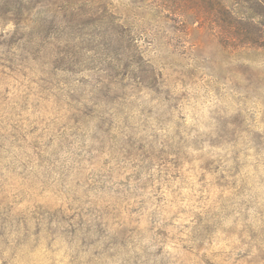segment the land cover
<instances>
[{
  "label": "rangeland",
  "instance_id": "1",
  "mask_svg": "<svg viewBox=\"0 0 264 264\" xmlns=\"http://www.w3.org/2000/svg\"><path fill=\"white\" fill-rule=\"evenodd\" d=\"M209 1L0 0V264H264V0Z\"/></svg>",
  "mask_w": 264,
  "mask_h": 264
},
{
  "label": "trees",
  "instance_id": "2",
  "mask_svg": "<svg viewBox=\"0 0 264 264\" xmlns=\"http://www.w3.org/2000/svg\"><path fill=\"white\" fill-rule=\"evenodd\" d=\"M17 4L18 10H25L27 11L26 5H32L35 0H14ZM203 2V0H200ZM1 3V2H0ZM7 0H4L3 4H6ZM209 5V10L214 12L218 16V22L221 24L222 29L226 32L230 42L238 43V44H250V45H259L258 42L260 41V32L253 34L254 31H249L244 27L243 21L237 17L234 12L230 11L226 8L219 0H211L207 2ZM33 6L28 7V11H30ZM7 12H9L7 10ZM258 31V30H257Z\"/></svg>",
  "mask_w": 264,
  "mask_h": 264
}]
</instances>
